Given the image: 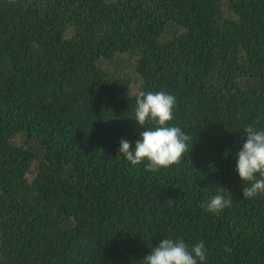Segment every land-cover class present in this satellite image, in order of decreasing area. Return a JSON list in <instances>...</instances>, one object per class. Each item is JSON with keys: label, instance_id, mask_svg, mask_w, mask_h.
I'll return each instance as SVG.
<instances>
[{"label": "trees", "instance_id": "obj_1", "mask_svg": "<svg viewBox=\"0 0 264 264\" xmlns=\"http://www.w3.org/2000/svg\"><path fill=\"white\" fill-rule=\"evenodd\" d=\"M159 90L193 142L151 171L118 147ZM248 124L264 127V0H0V264H142L165 237L264 264V194L235 171ZM217 191L219 214L202 207Z\"/></svg>", "mask_w": 264, "mask_h": 264}, {"label": "clouds", "instance_id": "obj_2", "mask_svg": "<svg viewBox=\"0 0 264 264\" xmlns=\"http://www.w3.org/2000/svg\"><path fill=\"white\" fill-rule=\"evenodd\" d=\"M176 104L177 98L171 92L141 91L131 117L139 130L138 138L134 142L121 138L118 153L131 165L143 164L151 171L179 164L193 140L179 125L169 123L174 119ZM242 129L246 137L235 153V171L243 182H249L243 187V197L253 198L264 194V127L248 124ZM231 205L230 193L225 196L217 191L202 207L219 214ZM141 260L142 264H206L207 248L203 240L189 246L182 239L165 237Z\"/></svg>", "mask_w": 264, "mask_h": 264}, {"label": "rangeland", "instance_id": "obj_3", "mask_svg": "<svg viewBox=\"0 0 264 264\" xmlns=\"http://www.w3.org/2000/svg\"><path fill=\"white\" fill-rule=\"evenodd\" d=\"M136 88H137V87H135V86L133 87L134 90H136Z\"/></svg>", "mask_w": 264, "mask_h": 264}]
</instances>
